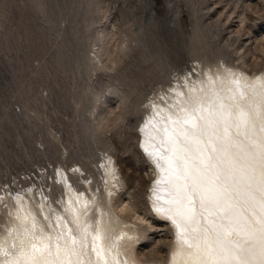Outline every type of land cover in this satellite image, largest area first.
Here are the masks:
<instances>
[{"label":"rangeland","instance_id":"1","mask_svg":"<svg viewBox=\"0 0 264 264\" xmlns=\"http://www.w3.org/2000/svg\"><path fill=\"white\" fill-rule=\"evenodd\" d=\"M224 66L264 72V0H0V237L18 195L61 208L64 170L139 229L138 260L166 263L174 233L150 206L138 125L175 80Z\"/></svg>","mask_w":264,"mask_h":264},{"label":"bare ground","instance_id":"2","mask_svg":"<svg viewBox=\"0 0 264 264\" xmlns=\"http://www.w3.org/2000/svg\"><path fill=\"white\" fill-rule=\"evenodd\" d=\"M194 73L153 98L138 125L154 167L150 206L174 233L164 264H264V72ZM103 170L109 202L122 180L112 158ZM72 179L60 171L61 208L16 197L0 264H158L138 260L139 229L117 219L91 178L81 189Z\"/></svg>","mask_w":264,"mask_h":264}]
</instances>
